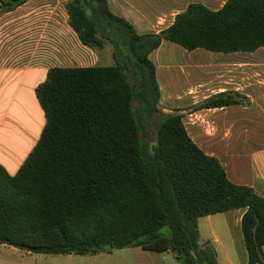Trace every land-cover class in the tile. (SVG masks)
Returning <instances> with one entry per match:
<instances>
[{"label":"trees","instance_id":"16d2710c","mask_svg":"<svg viewBox=\"0 0 264 264\" xmlns=\"http://www.w3.org/2000/svg\"><path fill=\"white\" fill-rule=\"evenodd\" d=\"M27 1L0 0V7L11 12ZM66 10L81 43L110 41L116 64L52 68L37 88L46 117L41 137L16 175L0 165V244L41 255L140 248L174 253L179 264H219L215 247L199 242V219L245 209L247 264H264V196L231 182L191 139L179 111L156 124L152 149L143 140L160 100L149 54L164 40L188 51L264 48V0H227L218 11L191 3L168 29L145 35L113 15L107 0H71ZM102 19L117 23L122 36L105 32ZM123 41L136 59L134 76L117 60ZM236 103L223 93L193 109Z\"/></svg>","mask_w":264,"mask_h":264},{"label":"crops","instance_id":"0c3cea01","mask_svg":"<svg viewBox=\"0 0 264 264\" xmlns=\"http://www.w3.org/2000/svg\"><path fill=\"white\" fill-rule=\"evenodd\" d=\"M69 1L28 0L11 12H2L0 7V165L11 176L19 171L45 127L46 117L36 90L45 82L49 70L114 65L112 46L105 43L102 48H89L81 43L68 22L66 5ZM226 1L107 0V5L113 15L129 22L137 34L145 35L159 34L168 29L176 16L191 3H200L218 11ZM57 9H63L67 17L57 19ZM58 26L69 37L72 34L75 36L76 51L68 46L57 47ZM183 49L164 40L148 56L156 68L159 101L176 104L178 111L184 115V125L191 139L207 155L221 162L231 182L252 187L264 196V48L250 53H215L205 49L189 51L191 59L188 67L197 71L198 79L194 84L176 83L171 86V91L164 74V58L171 54L186 55ZM202 74L210 84L199 83L206 80L201 77ZM165 84L168 95L163 93ZM223 93H229L238 103L219 108L192 109L187 114L190 106L194 108ZM244 212L245 209H236L205 216L199 221L206 218L211 225L215 216L228 214L229 226L241 230ZM212 232L214 243H210L215 247L218 263L221 264V249L225 251V244L215 229ZM230 237L231 248L236 249L237 241L233 235ZM241 241L244 243L243 235ZM24 252L0 244V264H33L36 260L25 259ZM135 253L138 257L134 264H179L171 252ZM244 253L243 261L235 263L227 256L225 264H247L246 247Z\"/></svg>","mask_w":264,"mask_h":264},{"label":"rangeland","instance_id":"374dc122","mask_svg":"<svg viewBox=\"0 0 264 264\" xmlns=\"http://www.w3.org/2000/svg\"><path fill=\"white\" fill-rule=\"evenodd\" d=\"M1 13V10H0ZM66 12L62 9H57L55 12V17L57 19L63 20L67 15ZM101 27L102 29L110 34L113 38H118L122 36L121 27L114 22L109 21L108 19H102L101 20ZM61 26V24H60ZM56 32H58V35L56 37V45L58 48H62L64 46L70 47L72 50H77V39L72 34L71 37L67 35V33L64 32L61 28L56 27ZM106 44L113 46V44L110 41H105ZM43 45V43H41ZM182 48V47H180ZM42 49V47H41ZM183 49V48H182ZM186 55L181 54H171L166 55L164 60L165 65V78L168 84L171 86L174 84H194L196 80L198 79V73L197 71H194L193 69L188 67V61L191 59V56L188 55V50ZM100 51V50H99ZM117 60L122 64L126 65L128 68L127 73L134 76L135 71V57L129 47V45L123 41V43L118 47L117 51ZM112 64H116V61L114 60ZM1 75V74H0ZM264 75V74H263ZM200 76V75H199ZM205 74H202V78ZM202 80V79H201ZM200 84H210L208 82V79L203 80L199 82ZM164 85V84H162ZM167 84H165V87L163 88V93L169 94V92H166ZM137 91L140 92V86L137 88ZM151 91V90H150ZM173 91V88L171 89ZM146 103H144L145 105ZM143 105V106H144ZM139 106V104H138ZM193 108L190 106L187 109V114L191 113V110ZM158 110L159 112L155 115L154 123H152L148 128V133L143 135V140L147 144L148 149H152L154 145L157 144V130H156V124L159 123L164 116H166L169 113L178 111L176 104L168 105L167 103L162 100V103L159 101L158 103ZM141 117L143 119L144 124L149 125L151 120L149 119L146 111H141ZM228 214H220L214 217L213 223L209 225L206 222V218H203L201 221H199V231H200V244H204L206 241H209L211 243H214V235L212 234L213 230L215 229L218 233L219 238L222 240V242L225 244V248L223 251L221 249V255H220V263L225 264L226 263V257L229 256L234 260L235 263H238L240 260L245 259V245L242 240V233L240 228L230 227L229 226V217ZM230 235H233L235 240L237 241V247L236 249L231 248V237ZM135 252H144L140 248H125V249H119V250H113L111 252H100L95 255H41V254H27L26 252L23 253V256L25 259L27 258H33L36 260L33 264H134L137 259V254ZM236 252V253H235ZM154 253V252H153ZM235 253V254H233ZM54 261H51L53 260Z\"/></svg>","mask_w":264,"mask_h":264}]
</instances>
